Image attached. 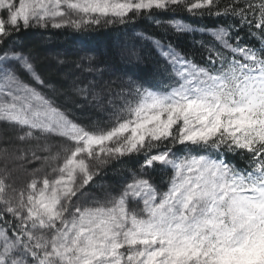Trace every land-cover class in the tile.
Returning <instances> with one entry per match:
<instances>
[{
	"label": "snow or ice",
	"instance_id": "obj_1",
	"mask_svg": "<svg viewBox=\"0 0 264 264\" xmlns=\"http://www.w3.org/2000/svg\"><path fill=\"white\" fill-rule=\"evenodd\" d=\"M180 8L239 26L212 31L203 66L155 42L168 83L129 79L119 104L109 88L105 107L107 85L95 79L75 84L107 112L91 125L55 103L46 91L55 85L29 55L4 47L21 25L80 30ZM244 26L259 46L239 35ZM0 122L37 149L66 141L55 154L28 149L42 165L22 188L7 164L0 170V264H264V0H0ZM133 155L143 159L139 174L88 203L101 169ZM16 159L26 160L23 150ZM157 166L172 170L166 191L144 178Z\"/></svg>",
	"mask_w": 264,
	"mask_h": 264
},
{
	"label": "trees",
	"instance_id": "obj_2",
	"mask_svg": "<svg viewBox=\"0 0 264 264\" xmlns=\"http://www.w3.org/2000/svg\"><path fill=\"white\" fill-rule=\"evenodd\" d=\"M227 2L229 0H221V6ZM229 23L239 26V20L231 16L208 15L207 12L202 15L193 14L184 8L174 11L153 10L151 14L144 13L130 18L124 23L105 24L102 22L100 25H91L80 30L68 27L55 29L51 26L25 29L21 25L19 31L13 34L11 40L4 47H14L29 55L45 80L55 85L56 92H52L50 89L46 90L55 103L61 109L67 110L73 119L82 124L91 125L92 121H106L107 112L98 113L96 109L100 110V108L90 105L76 95L73 90L75 84L95 79L99 85H107L102 101L105 107H107L109 99V88L111 89V98L119 104L120 101L116 99L115 94L127 86L129 79L145 83L146 86L149 84L162 86L168 83L167 76L163 75L167 64L158 53L161 48L167 50L171 46L195 63L202 66L207 65L209 63L207 49L216 42L209 35H202L198 30L217 29ZM176 24L185 25L188 30L178 33L175 28ZM253 31L256 30L253 29ZM239 35L244 38L245 42L259 46L258 36L250 38L247 26H244ZM114 40L117 45L114 44ZM121 41L127 45L132 44L134 49L131 51L138 55V61L130 66H124V64L121 66L122 52L126 51L125 49L128 47L120 44ZM157 41L161 48L157 47L155 43ZM47 46L54 50H62L66 47V50L49 57L46 54ZM85 53L95 54H93V58L80 60L79 56ZM106 68L120 76V79L105 73ZM94 71L100 73L98 78L91 74ZM67 72H70L69 76L64 75ZM71 72L73 73L71 74ZM152 72H157V76L148 78ZM82 112H88L91 116L88 118L82 116ZM94 115L96 119L92 120ZM14 131H18V128L3 122L0 124V136L4 140H12L15 136ZM50 139L58 141L60 138L51 137ZM176 147L180 149L179 145ZM183 152V150H178L176 154ZM229 159H232L234 163L239 161V157L232 158L231 154H229ZM142 162V157L136 155L111 161L101 169L100 175L95 178V182L87 191L97 194L101 191L99 187L101 182L115 185L118 180L129 178L130 173L139 174ZM144 178L150 179L154 186L164 191L171 178V170L157 166L155 171L148 170V174Z\"/></svg>",
	"mask_w": 264,
	"mask_h": 264
},
{
	"label": "rangeland",
	"instance_id": "obj_3",
	"mask_svg": "<svg viewBox=\"0 0 264 264\" xmlns=\"http://www.w3.org/2000/svg\"><path fill=\"white\" fill-rule=\"evenodd\" d=\"M34 37H36V36H34ZM114 44L117 45L116 40H114ZM120 44L128 46L125 49L126 51L122 52V58L120 59L121 60V66H122V64H124V66H126V65L130 66V65H132V63L138 61V55H136L134 52L131 51L132 49H134L132 44L127 45L123 41H121ZM75 46L73 47L74 49H75ZM127 48H129V49H127ZM62 50L65 51L66 47L63 48ZM62 50H54L52 47H48L46 49V54L49 57H52L53 55H56L57 53L64 52ZM93 54H95V53H93ZM93 54H90V53L86 54L85 53V54H81L79 57H80V60H84V59H88V58H93ZM109 70L110 69L106 68L105 73L111 74L112 76H114V78L116 77L117 79H120V76H117L114 72H112L111 70L109 71ZM95 72L96 71H94L91 74L94 75L93 77L98 78V74H100V73L99 72L95 73ZM72 73L73 72H71V74ZM64 75L69 76L70 72H67ZM155 76H157V72H152L148 76V78L149 77L154 78ZM96 111L98 113L103 112L99 109H96ZM82 116H85L88 118V116H91V115L88 112H82ZM91 119L95 120L96 116L94 115V117H92ZM1 123L2 122H0V124ZM91 123H93V121ZM13 134L15 135L14 138L12 140H9V141L4 140L0 136V170H3L5 167V164H7V168L11 172V179L9 182L13 183L14 186L17 189H19V188L24 187L25 184L28 182V180L31 178L30 174L33 171V169L40 168L42 165V161L32 160L31 153L28 151V149H30V148L36 149V154L39 156L49 155L50 153L55 154L57 151H59L60 145L62 143H66V141H61V139L56 141V140L50 139L51 138L50 137L47 141H43V140L39 141L40 148L37 149L36 148L37 143H38L37 141H35V140L20 141L18 139V136L21 134L20 129H18V131H14ZM45 143H47V145L49 146L50 151H48V152L42 150ZM22 150L26 156V160H17L16 157L22 154ZM26 161H31V162L28 163ZM21 164L24 165V168L19 167V165H21ZM130 174H131V176L129 178H127L126 180L120 179L115 183V185H113L111 183L101 182L100 186H99L101 191L97 194L87 191V202L91 203L93 199L103 200L106 198L107 193L119 194V192L123 189L124 185L131 182L133 174L132 173H130Z\"/></svg>",
	"mask_w": 264,
	"mask_h": 264
}]
</instances>
